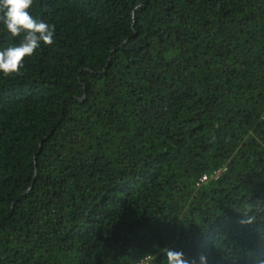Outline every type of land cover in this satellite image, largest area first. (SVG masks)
Listing matches in <instances>:
<instances>
[{"label":"trees","instance_id":"obj_1","mask_svg":"<svg viewBox=\"0 0 264 264\" xmlns=\"http://www.w3.org/2000/svg\"><path fill=\"white\" fill-rule=\"evenodd\" d=\"M30 13L54 43L0 74V264L264 256V211L241 224L264 210V0ZM19 43L0 23V50Z\"/></svg>","mask_w":264,"mask_h":264},{"label":"clouds","instance_id":"obj_2","mask_svg":"<svg viewBox=\"0 0 264 264\" xmlns=\"http://www.w3.org/2000/svg\"><path fill=\"white\" fill-rule=\"evenodd\" d=\"M34 0H0V23L11 39L20 38L18 46L0 50V74L4 77H19L25 67V60L31 58L43 44L51 46L54 43V26L35 19L30 9ZM264 211L249 207L243 214L241 224L249 225L257 220V213ZM167 264H196L189 261L179 251L163 250ZM251 264H264V256L248 254ZM200 264H205L206 257H199Z\"/></svg>","mask_w":264,"mask_h":264},{"label":"built area","instance_id":"obj_3","mask_svg":"<svg viewBox=\"0 0 264 264\" xmlns=\"http://www.w3.org/2000/svg\"><path fill=\"white\" fill-rule=\"evenodd\" d=\"M224 170H225V168L223 167V168H220V169L214 171L210 175H203L199 179V181H198V183L196 185L199 186L200 184L207 182L209 179H217ZM150 260H151V257L150 256H146V257H144L143 259L139 260L138 262H136L134 264H149Z\"/></svg>","mask_w":264,"mask_h":264}]
</instances>
